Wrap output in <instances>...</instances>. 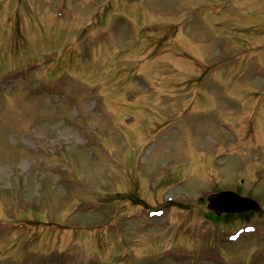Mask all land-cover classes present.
Listing matches in <instances>:
<instances>
[{
    "label": "rangeland",
    "instance_id": "obj_1",
    "mask_svg": "<svg viewBox=\"0 0 264 264\" xmlns=\"http://www.w3.org/2000/svg\"><path fill=\"white\" fill-rule=\"evenodd\" d=\"M248 127L264 128V0H0V264H264L261 237L226 241L238 220L150 218L115 195L190 173L153 185L154 205L237 174L263 231Z\"/></svg>",
    "mask_w": 264,
    "mask_h": 264
}]
</instances>
